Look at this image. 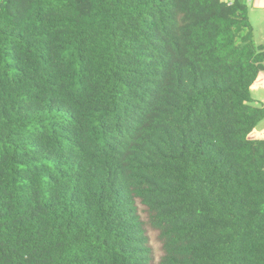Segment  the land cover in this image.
<instances>
[{
    "label": "trees",
    "instance_id": "obj_1",
    "mask_svg": "<svg viewBox=\"0 0 264 264\" xmlns=\"http://www.w3.org/2000/svg\"><path fill=\"white\" fill-rule=\"evenodd\" d=\"M261 85L243 0H0V264H264Z\"/></svg>",
    "mask_w": 264,
    "mask_h": 264
},
{
    "label": "rangeland",
    "instance_id": "obj_2",
    "mask_svg": "<svg viewBox=\"0 0 264 264\" xmlns=\"http://www.w3.org/2000/svg\"><path fill=\"white\" fill-rule=\"evenodd\" d=\"M251 22L253 24L254 29V37L257 43H262L264 45V16L258 13H250ZM252 97L258 102L257 104H261L264 106V85L258 86L252 91ZM264 128V118L257 124V129ZM153 245L155 244L152 241Z\"/></svg>",
    "mask_w": 264,
    "mask_h": 264
},
{
    "label": "crops",
    "instance_id": "obj_3",
    "mask_svg": "<svg viewBox=\"0 0 264 264\" xmlns=\"http://www.w3.org/2000/svg\"><path fill=\"white\" fill-rule=\"evenodd\" d=\"M227 3L232 2L233 0H224ZM249 7V15L254 13L261 14L264 16V0H243Z\"/></svg>",
    "mask_w": 264,
    "mask_h": 264
},
{
    "label": "built area",
    "instance_id": "obj_4",
    "mask_svg": "<svg viewBox=\"0 0 264 264\" xmlns=\"http://www.w3.org/2000/svg\"><path fill=\"white\" fill-rule=\"evenodd\" d=\"M231 2H229V4H230Z\"/></svg>",
    "mask_w": 264,
    "mask_h": 264
}]
</instances>
